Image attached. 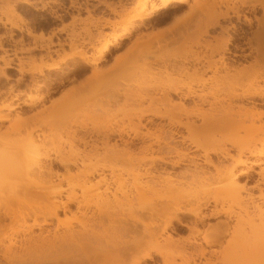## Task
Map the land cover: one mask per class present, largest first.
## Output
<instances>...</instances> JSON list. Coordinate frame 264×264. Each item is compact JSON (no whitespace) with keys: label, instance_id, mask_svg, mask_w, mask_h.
Here are the masks:
<instances>
[{"label":"bare ground","instance_id":"6f19581e","mask_svg":"<svg viewBox=\"0 0 264 264\" xmlns=\"http://www.w3.org/2000/svg\"><path fill=\"white\" fill-rule=\"evenodd\" d=\"M0 1L10 4V0ZM136 2L135 7L119 21L104 22L102 25V28L110 26L120 30V33H111L109 38L99 45H95L88 34L87 40L81 39L80 44L95 52V56L77 50L79 44L76 43L75 36L71 35L66 38L67 42L58 40L56 46L62 51L63 47L67 46L74 52L64 54L58 62L52 61L49 64L42 62L38 68L28 72L22 69L23 62L17 58L16 52L44 51L45 57L51 59L52 39L56 37V33L51 32V36L45 38L47 44L37 45L35 42L37 36L33 30L30 28L22 30L21 26L26 25L23 18H19L17 22L0 21L2 27L9 25L21 35L18 41L13 40L12 31L8 36L10 46L13 48L11 55L16 59L17 64L8 57V50L4 48V41L7 40L5 37H0L2 53L0 75L7 81L9 76L6 70L13 69L20 76L17 79L20 85L23 84L25 73L32 78L34 74L41 75L44 70H57L59 64L67 63L74 58L79 59L80 62L79 67H76L78 73L84 74L88 69L96 70L100 63L105 61L110 50L117 48L120 40L128 37L133 30L146 27L147 22L160 10L175 8L172 5L186 4L187 0H137ZM254 2L249 12L254 13L259 9L262 18L259 20L255 17L256 32L248 39L250 46L248 53H242L243 50L241 54L230 53L228 50V46L237 41L233 31L235 26L231 25L230 28L221 26L219 20L231 21L230 14L239 19L243 12L235 7L236 5L230 7L227 4L224 11L219 14L218 20L216 18L210 24L212 28L219 29L221 37L224 34L226 36L225 38L219 36L220 39H216L220 42L218 60L209 61L203 58L201 60L199 57L189 60L186 56L180 59L179 64L175 61L173 63L176 64H171L170 67L163 62L162 67L165 70L169 67L170 71L179 65L178 69L186 73L188 66L192 67V73L186 74H189L192 80L194 78L196 81L194 83L200 88H203L208 80L211 82L212 78L214 81L217 77L222 80H219L223 87L222 94L208 104L209 111L203 110L202 105L208 103L207 96L214 98L216 91L203 94L201 90L197 92L198 90L191 86L168 85L161 86V89L158 87L155 91L152 89L149 92L147 89L148 91L143 93H130L129 96L133 94L130 98L136 103L137 109L135 111L133 109V113H126L125 118L133 126L136 124L145 131H139L136 126L132 129L127 128L117 123L120 120L116 122L113 119L109 120L106 126L100 129L101 131L80 126L83 134L78 136L79 131L72 130L67 136L69 147L81 145L83 149L79 150L77 147L78 152L75 151L76 153L65 158L57 151L54 158L47 157V165L27 166L19 162L0 161V264H140L141 260L150 261L153 253L161 258L163 264H169V261L175 264V259L180 261L179 264H189V258L185 255L186 248L170 244L171 239L166 236L165 228L172 220L183 225L178 214L192 215L198 220L197 222H203L205 218L220 214L225 218L236 217L237 214L228 209L217 208L220 199L242 205L245 218L238 215L239 217L234 219L236 223L232 225L233 227L226 222L223 223L222 232L210 231L208 227V232L201 241L206 247L219 246V250L210 253V256H214L213 259L205 258L207 249L199 245L198 252L204 260L203 264H264V209L262 208L264 171H255L254 174L258 175V178L252 180L254 171L252 167H264V138L256 139L260 137L258 135L255 138L245 139L234 137L236 124L234 125L235 120L232 118L233 115L240 114L250 118L249 128H253L256 133L264 134V85H258L259 82L264 84V0H254ZM14 5L26 7L31 6V2L15 0ZM199 7L202 8L200 4ZM112 14H117V11L112 9ZM246 21L251 27V19ZM59 32H63V29ZM41 35L40 38L43 37ZM23 36L34 41L32 47L25 49ZM253 44L254 50H252ZM53 52L57 53V51ZM228 54H231L232 58L226 57ZM43 59L44 56H40V60ZM237 59L242 61L253 59V61L248 66L235 68L228 66L226 61L231 60L235 63ZM205 72L214 75L221 72L223 75L215 76L216 78L211 75V78L208 76V79H203ZM234 73L237 76H234ZM231 76L234 78L239 76V81L247 82L244 84L246 88L240 94L235 93ZM39 87L40 85H36L31 89L36 92ZM0 95L2 96V93ZM19 96L12 95L9 103L1 101L0 112L8 113L0 114V127L3 122L9 121L10 112L22 111L19 104L12 103L20 102ZM117 99L116 95L111 96L107 99V103H114ZM147 100L150 105L143 107V102ZM40 101L42 97L27 96L20 105L34 108L35 103ZM187 101L191 102L192 106H188ZM164 106H171L172 110L169 113L162 111ZM214 113H218L219 118L216 119ZM101 114H105L106 117L108 113ZM33 116L36 118L35 115ZM190 117H199L203 121L202 125L195 126L189 121ZM156 119L167 120L168 133L164 132L165 124L155 122ZM132 121H135V124ZM256 123L259 124L258 127L254 126ZM178 128L184 130L186 135ZM37 130L38 128H33L28 136L33 137V133ZM216 131L221 137L220 141L214 137ZM206 136L210 138L207 137L205 141ZM183 145L186 146L184 150H182ZM100 147L106 151L107 157H104L106 159H103L104 161L101 159V163L100 160L96 163L91 162L88 153L95 152ZM86 148L89 152L85 150ZM230 149H234L236 154L232 155ZM197 150L201 152L199 156L193 153ZM157 152L164 154L155 157L153 154ZM210 155L216 156L217 160H220L219 158L230 160L231 167H222L220 162H213ZM195 160H200L201 164L212 168L213 172H208V176L202 178L196 170L189 173L188 178L183 177V174L182 178L175 182L179 184V189L183 185L191 187L197 182L208 187L210 185L208 181L216 182L218 189L213 191L216 194L212 198L200 199L198 196L197 199L191 198V200L190 197L188 199L186 197L185 201L178 203L176 190L182 192L183 188L179 190L176 188L178 186L172 185L174 179L168 172L162 174L166 167L174 168L190 163L194 165ZM156 163L160 168L156 167ZM53 164L63 172H55L52 169ZM238 167L245 170L238 172ZM198 168L205 173V168L197 166ZM240 181H243V184L254 182L253 187L249 189H256L258 194L254 196L247 192L246 196L242 197L241 190H245L246 185L242 184L243 188L238 187L237 183ZM207 187L209 191L210 186ZM203 194L205 196V192ZM207 205L213 206L209 214H201V209L206 208ZM70 206H74V209L70 210ZM59 213L63 214L62 217ZM6 222L8 223L5 224ZM218 227L217 225V229ZM192 228L195 229L194 226ZM34 229L38 233L35 234ZM190 231L193 230L190 228ZM224 237L228 240H224ZM161 242H166V245L162 246ZM190 245L194 247L196 244L192 242ZM193 249L196 250V247Z\"/></svg>","mask_w":264,"mask_h":264},{"label":"rangeland","instance_id":"374dc122","mask_svg":"<svg viewBox=\"0 0 264 264\" xmlns=\"http://www.w3.org/2000/svg\"><path fill=\"white\" fill-rule=\"evenodd\" d=\"M29 1L31 2V6L26 7L14 5L15 0H10V4L0 1V21L6 22V20H10L12 22H17L19 18H23L26 21V25L21 26L22 30H25L26 28L32 29L37 36L35 41L37 45L47 44L48 42L45 38L51 36V32H55L56 37L52 39L53 47H51V59L45 57L46 53L44 51L33 50L29 53L16 52L17 58H20L23 62L22 69L24 72L35 70L42 62H46L47 64L52 61L58 62L64 54L74 52L67 46L63 47V51L56 46L58 40L60 42H63L64 40L67 42L66 38L71 35L75 36V41L79 44L77 50H83L88 55L95 56V52L86 49V46L80 44L81 39L87 40L88 34L92 37L94 44L99 45L105 39H108L111 33H120V30L114 29L110 26L102 28L103 23L119 21L129 10L134 8L137 3V0ZM196 3H199L202 8H198L199 4L197 5ZM242 3H244V5ZM254 3V0H196V2H194V0H187L186 4L179 6L172 5V7L175 8L160 10L152 19H150L149 22H147L146 27H139V29L133 30L128 37L120 40L118 47L110 50L109 54L106 55L105 61L101 62L96 70L88 69L84 74L77 72L76 67H79L80 65L79 59L77 58L69 60L67 63L59 64L57 70H44L41 75L34 74L32 78L25 73L22 80L23 84L20 85L17 83V79L20 77L19 74L13 69L6 70V73L9 76L7 81L0 75V93H2V96L0 95V105L2 103L1 101L9 103L12 95H20V102L27 99V96L32 95L42 97V101L38 103L36 102L37 104L35 103L34 108L22 107L20 102H12L13 104H19L22 111H20V113L10 112L9 121L3 122L0 127V161L19 162L27 166L34 164L44 166L48 164V158H54V154H56L57 151L62 153L61 155L65 158L68 155H73L78 152L76 150L77 147L79 150L83 149L81 145H77V147L74 146L75 148L69 147L67 136L72 130L79 131L78 136L83 134L82 131H80L81 127H86L89 130L95 129L101 131L100 129L105 127L109 120L113 119L116 122L120 120V122H117L118 124L121 123L122 125L127 126V128L131 127L130 129H132V127L136 126L135 121H132L135 124L133 126V124L129 123L127 118H125L126 113H133V111L137 109L136 103L131 101L130 98L133 94L129 96L130 93H143L147 89L149 92L152 89L155 91L158 87L161 89V86L167 87L168 85L184 87L191 86L196 88L198 90L197 92L201 90V93L203 94H208V91H216L215 97L212 98L207 96L206 101H208V103L206 102L202 105L203 110L206 112L209 111L208 104L214 102L215 98H219L223 90L221 82L219 81L221 79H217L218 77L216 78L215 76L219 75V77H222L223 73L220 72L214 75L211 72H205L203 79L211 78L213 75L216 79L214 81L212 78L213 81L211 80V82L208 80L207 83L204 84V87L200 88L195 84L196 81L194 78L192 80L191 77H189V74H186L192 73V67L188 66L189 69H187L186 73H184L183 70L178 69L179 65L174 68L175 70L171 69V71L169 67L171 64H179V61L186 58V56V59L189 58V60L190 58L194 59L196 57H199L200 59L203 58V60L209 59V61L218 60L220 42L218 40L216 41V39L225 38L226 36H224V34L221 37L219 35V29L212 28L210 24L214 19L217 18L218 20L219 14L224 11V7L227 4L230 7L231 5H236L235 7H238L243 12H240L239 19L232 17L230 14L231 21L219 20L221 26L229 28L231 25L235 26L233 31L236 34L237 41L229 45L228 50L230 53L236 52L237 54H241L242 50V53H248L250 49L248 39H250L253 33L256 32L255 17L256 19L262 18V13L259 9L254 13L249 12L250 6ZM112 9H115L117 14H112ZM247 19H251V27L248 26ZM61 29H63V32H59ZM10 31H12L14 41L21 39L20 33L16 30H12L9 25H6L5 27L0 25V37H5L7 40L4 41V48L8 50V57L17 64L18 62L11 55L13 48L10 46L11 42L8 40ZM40 34L43 36L41 37L42 39L39 37ZM229 34H231V32H229ZM22 40L25 49L33 46L34 41L32 39L23 36ZM254 49L255 45L253 44L252 50ZM53 51H57V53H54ZM1 55L2 53L0 51V56ZM40 56H44L45 59L41 61ZM228 56L230 58L231 54L226 55V57ZM175 61L176 63H173ZM252 61L253 59H248L246 61L237 59L235 63L231 60L226 62L228 66L235 68L243 65L248 66ZM163 62L169 65L166 70L162 67ZM0 66H2L1 62ZM13 67L16 66L13 65ZM231 73H233V71ZM235 73L234 76L236 75ZM220 74L222 75L220 76ZM234 76H231L233 78V80L231 78L232 86L235 93L240 94L243 89L246 88V85L244 84L247 82L245 80H243L244 82H241V80L239 81V76L235 77L237 78L235 80L237 82H235ZM36 85H40V87L34 92L31 88H34ZM258 85L263 86L264 84L259 82ZM10 88L12 89L11 91ZM115 95L118 99L114 103H107V99ZM149 103L148 100L144 101L143 107L149 106ZM186 103L188 106H192L191 102L187 101ZM171 110V106H164L162 108V111L168 113ZM7 113V111L0 112V114ZM98 113L108 114L105 117V114H101V116L100 114L98 115ZM33 115H35L36 118H34ZM217 115L218 113L214 115L215 118H219ZM240 115H238L239 117L237 115L232 116L235 120L234 125L236 124L233 132L234 137L245 139L252 137L255 138L258 135L260 137H256V139L264 138V134H260L259 132L256 133L253 128H249L251 125L250 118ZM158 121L159 120L157 119L155 120V122ZM166 121V119H162L159 122H162L163 125L165 124L163 126L164 132L168 133L169 127L167 126ZM189 121L193 122L197 127H200L203 123L199 117H190ZM258 125L259 124L257 123L254 124L255 127H258ZM33 128H38V130L33 133V137H29L28 134ZM138 129L139 131H145L141 127H138ZM178 129L185 134L184 130L181 128ZM214 133L215 139L220 141L221 137L219 133H217V131ZM207 137L210 138V136H206L205 141L208 139ZM202 140L204 141V139ZM226 146L230 148L228 145ZM185 148L186 146L183 145L182 150ZM85 150L88 151L87 148ZM103 150L104 149L100 147L95 152L88 151L89 160L95 163L97 160H100L99 163H101V159L105 160L106 158L104 157H107L105 154L106 151L104 150L103 152ZM229 151L232 155L236 154L234 149H230ZM164 152L162 153L164 154ZM162 153L157 152L153 155L159 157ZM193 153L198 156L201 154L199 150ZM210 157L213 162H220L222 167H231L230 165L232 162L230 160H222L221 158H219L220 160H217L214 155H210ZM196 165L205 168V173H202L199 168L197 169ZM156 167L160 168V165L156 163ZM52 169L55 172H63L56 164L52 165ZM252 169L254 170L252 180L255 181L256 178H258V175L256 176L254 172L264 171V167L253 166ZM194 170L198 172L200 178L205 175L208 176V172H213L212 168L205 164H201L200 160H195L194 165L190 163L179 165L174 168L166 167L165 172H163L164 174H161L165 175V173L168 172L174 179H172V185L178 186L176 188L179 189V184L175 183L177 182V179L179 180L182 178L183 174V177L188 178L187 175L194 172ZM243 170H245V168L238 167V172ZM208 182L210 185L206 187L209 188L210 186V189H208L209 191H207L206 187L202 186L203 184L200 182L191 185V187H186L185 185H183V187L181 186L183 188L180 187V189L183 190H181L182 192L176 190V196L179 198L176 202L182 203L186 200V197L187 199L188 197H190L189 199H197L198 196L200 199L203 197H214L216 193L214 194L213 191H217L218 184L212 181ZM251 182L243 184V181H240L238 182L239 184L237 183V186L241 188H243V185H246L245 190H241L242 197H245L247 192H250L254 196L258 194L256 189L251 188L252 191L249 189L251 186L253 187L254 184V182ZM247 189L249 191H247ZM202 191L205 192V196ZM239 205H237V203L222 201L220 199L217 208L222 207L226 210L228 209L234 214H237L236 217H239L238 215H240V217L242 216V218H245L244 211H242L243 206ZM211 207L213 206L207 205L206 208H202L201 214L208 215L209 211L212 209ZM262 208L264 209V205ZM73 209L74 206H70V210ZM249 210V212H251V209ZM59 215L62 217L63 214L59 213ZM178 216L181 218V223L183 225L186 224L188 228H186L187 226L184 227L175 220H172L165 228V232L166 236L171 239L170 244L186 248L185 255L189 258V264H203L204 260L199 256L198 252L199 245L207 249L208 253L205 255V258L211 257V259H213L214 256H210V253L213 252V250H219V246L214 245L206 247L204 242L201 241L203 236L208 232V227H210V231L216 232V230H218L222 232L224 229L223 223L226 222L230 227H233L236 223L234 219H237L233 216L225 218V216L220 214L216 217L205 218L203 222H197L198 220H195V218L189 214H178ZM163 225L164 224H161V226ZM217 225L219 226V229H217ZM193 226L195 229L192 228ZM190 228L193 231H190ZM34 233L36 234L38 231L34 229ZM226 239L227 237H224V240ZM224 240V243L222 242L223 248L225 246ZM192 242L196 244L194 247L190 245ZM161 244L162 246H165L166 242H161ZM195 247L196 250L193 249ZM220 249H222L221 246ZM151 260H141L140 264H163L161 258L154 253ZM179 263L180 261L175 259V264ZM169 264H171L170 261Z\"/></svg>","mask_w":264,"mask_h":264},{"label":"flooded vegetation","instance_id":"af4514ba","mask_svg":"<svg viewBox=\"0 0 264 264\" xmlns=\"http://www.w3.org/2000/svg\"><path fill=\"white\" fill-rule=\"evenodd\" d=\"M0 92H1V90H0Z\"/></svg>","mask_w":264,"mask_h":264}]
</instances>
